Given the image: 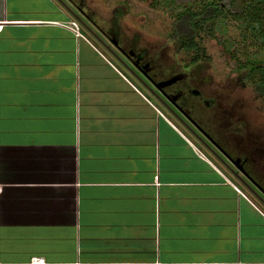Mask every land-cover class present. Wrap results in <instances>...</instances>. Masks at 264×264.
Listing matches in <instances>:
<instances>
[{
    "label": "crops",
    "instance_id": "crops-1",
    "mask_svg": "<svg viewBox=\"0 0 264 264\" xmlns=\"http://www.w3.org/2000/svg\"><path fill=\"white\" fill-rule=\"evenodd\" d=\"M69 9L0 0V264H264V211Z\"/></svg>",
    "mask_w": 264,
    "mask_h": 264
},
{
    "label": "rangeland",
    "instance_id": "rangeland-1",
    "mask_svg": "<svg viewBox=\"0 0 264 264\" xmlns=\"http://www.w3.org/2000/svg\"><path fill=\"white\" fill-rule=\"evenodd\" d=\"M54 1L67 4L73 11L71 16L80 17L79 22H75L79 24L81 32L90 37L131 81L153 99L154 96L141 81L132 75L134 71L141 78L136 65L129 63L128 58L136 60V56L142 53L143 59L136 62L144 63L143 67L149 66V76L154 82L160 83L176 77L175 85L165 88V92L173 99L178 93L182 96L180 106L201 130L225 147L227 153L223 154L224 158L221 152V159L216 158L199 142L196 134L207 141L196 128L192 127L196 133L193 134L185 120L180 122L172 116L176 125L183 129L203 156L229 177L236 180L227 169L230 159H244L247 161L244 168L264 187V99L250 87L253 81L260 78L261 73L256 72L252 74V79L240 83L237 72L240 64L264 61V45L252 38L254 36L245 31L239 20L225 11L226 16L203 24L197 37L198 46L202 50L199 54L195 51H177L169 37L176 14L184 8L197 12L202 7L200 3H172L171 0ZM242 3L243 0H234L233 6ZM107 34L117 38L122 53L128 58L118 47L114 49L106 38ZM196 55H199L198 60L194 62L193 57ZM123 61L133 71L125 67ZM147 85L154 91L151 84ZM237 182L264 211V195L258 185L248 178Z\"/></svg>",
    "mask_w": 264,
    "mask_h": 264
},
{
    "label": "trees",
    "instance_id": "trees-1",
    "mask_svg": "<svg viewBox=\"0 0 264 264\" xmlns=\"http://www.w3.org/2000/svg\"><path fill=\"white\" fill-rule=\"evenodd\" d=\"M233 1L234 0H171L172 3L196 2L202 5L201 9L197 12H194L189 8H184L176 14L172 21V33L169 37L174 44L175 49L177 51L184 52L195 51L196 53L200 54L202 50L198 46L197 37L202 25L206 24L208 21L226 16L225 11H228V13L236 20H239L245 31L254 36L252 38L260 41L264 45V0H243L242 5L240 6H233ZM78 18L80 17L78 16ZM106 38L113 44L115 48L118 47L117 49L120 50V52H123L119 47V41L114 35L107 34ZM143 56L144 55L140 53L136 56V60L133 61L139 62L143 59ZM198 56L199 55L193 57L194 62L198 60ZM237 72L240 75V83H244V80L252 79V74L260 72V78L253 81L250 87L254 93L263 97L264 99V61L240 64L237 68ZM137 87L144 91V89H142L140 86L137 85ZM161 108L162 111L165 112L167 116L172 119V121H174L172 118L173 115L170 114L167 109H165L166 107ZM230 136H232V134ZM211 139L224 152H226L223 145H220L217 141H215V139ZM245 172L247 176L252 179V181L255 182L264 192V187L253 178L246 168Z\"/></svg>",
    "mask_w": 264,
    "mask_h": 264
},
{
    "label": "flooded vegetation",
    "instance_id": "flooded-vegetation-1",
    "mask_svg": "<svg viewBox=\"0 0 264 264\" xmlns=\"http://www.w3.org/2000/svg\"><path fill=\"white\" fill-rule=\"evenodd\" d=\"M124 55V54H123ZM125 56V55H124ZM126 58H128L127 56H125ZM128 60H129V63H131V64H134V65H136L135 66V68L138 70V73H139V75H140V77L146 82V83H148V84H151L152 85V83H155V84H157L158 82H154L153 81V79L149 76L150 74H149V72L151 71V70H149L150 68H149V66L148 65H146L145 67H143V64L144 63H138V62H136V61H133L132 59H130V58H128ZM138 67H140V68H138ZM141 69V70H140ZM173 85H175L174 83L173 84H171V85H169V86H166V87H164V88H162L159 92H158V90H156V89H154V91H155V93L159 96V97H161V99L168 105V107L169 108H171L176 114H178V116H180V118L182 119V120H185V122H186V126L187 127H191V129H192V127L193 128H195L192 124H195V126H197V128H199V130L200 131H202L201 133H199V135H201L207 142L206 143H209L216 151H217V157L216 158H218V159H221V157L222 158H224V155L226 154V152H224L211 138H210V136L206 133V132H204L203 130H201L202 128H200V126L197 124V123H195L191 118H190V116L185 112V110H183V108L180 106V101H181V95L178 93V94H176L175 96H174V99L173 98H171L170 96H169V94H167V92H165V88H169L170 86H173ZM174 95V94H173ZM194 95V94H193ZM167 98V99H166ZM208 135V136H207ZM211 142H209V141ZM208 144V145H209ZM209 145V146H210ZM210 146V147H211ZM221 151V157L219 156L220 155V151ZM224 154V155H223ZM231 160H233L234 161V163H235V159H233V158H231ZM231 160L229 161L230 162V168H232V169H234L235 171H236V168L234 167V165L231 163ZM239 160V162L236 164V166L237 167H239V169L241 170V171H243L245 174H246V172H245V168H244V166H245V164H246V162L247 161H245L244 159H238ZM228 166V165H227ZM228 168V167H227ZM238 174H239V176L241 177V179L243 180V181H246L247 180V178L248 179H250L248 176L247 177H244L241 173H239L238 172ZM247 175V174H246ZM242 182V181H241Z\"/></svg>",
    "mask_w": 264,
    "mask_h": 264
},
{
    "label": "water",
    "instance_id": "water-1",
    "mask_svg": "<svg viewBox=\"0 0 264 264\" xmlns=\"http://www.w3.org/2000/svg\"><path fill=\"white\" fill-rule=\"evenodd\" d=\"M72 15H73V13H72ZM74 19H76V20H79V18H78V16L77 15H74V17H73ZM108 49H110L109 48V46L107 47ZM111 50V49H110ZM112 52V51H111ZM124 65H125V67L127 66L125 63H123ZM127 68L128 69H130L131 70V68L129 67V66H127ZM131 71H133V70H131ZM132 75L135 77V78H137L138 80H140L141 81V83H142V85L144 86V87H146L147 88V90H148V92L149 93H151V95L152 96H154L155 98H157L158 99V101L161 103V105L164 107H166V108H168L169 109V111L170 112H172V114L174 113L175 115H173V116H175L178 120H180V122H182L183 120L180 118V116H178L171 108H169L168 107V105L159 97V96H157V94L152 90V88L151 87H149L148 85H147V83L143 80V79H141V78H139V76H136L135 75V73H134V71L132 72ZM176 80H177V78L176 77H174V78H171V79H169V80H167V81H163V82H160V83H157V84H155V83H152V86H153V88L154 89H156V90H158V91H160L162 88H164V87H166V86H169V85H171V84H173V83H175L176 82ZM200 133L202 132V131H200L199 130V128H197L196 126H195V124H192ZM189 130H191L192 132H193V134H196L195 132H194V130L193 129H191L190 127H187ZM196 136H197V138H198V140H199V142L207 149V150H209L211 153H213L214 154V156L215 157H217L218 155L212 150V148L201 138V137H199L197 134H196ZM209 141V140H208ZM210 142V141H209ZM211 143V142H210ZM220 151V150H219ZM221 152V151H220ZM231 160V159H230ZM239 162V160H236L235 161V163H234V161L233 160H231V163L235 166V168H236V171L234 170V169H232V168H227L228 169V171L231 173V175L234 177V178H236L237 180H240V181H242L243 182V180L241 179V177L239 176V174H238V172L239 173H241L244 177H247V175L243 172V171H241L240 169H239V167H237L236 166V164ZM261 193L264 195V192H262L261 191Z\"/></svg>",
    "mask_w": 264,
    "mask_h": 264
},
{
    "label": "built area",
    "instance_id": "built-area-1",
    "mask_svg": "<svg viewBox=\"0 0 264 264\" xmlns=\"http://www.w3.org/2000/svg\"><path fill=\"white\" fill-rule=\"evenodd\" d=\"M77 23L73 20L72 22H70V26L72 29L76 30L78 29V25H76ZM160 115H162L160 112H158ZM200 155H202L200 153ZM44 260L43 259H40V258H32L31 259V264H44Z\"/></svg>",
    "mask_w": 264,
    "mask_h": 264
}]
</instances>
